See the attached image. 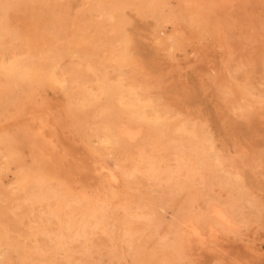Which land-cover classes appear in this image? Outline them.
Returning a JSON list of instances; mask_svg holds the SVG:
<instances>
[{
    "label": "bare ground",
    "instance_id": "6f19581e",
    "mask_svg": "<svg viewBox=\"0 0 264 264\" xmlns=\"http://www.w3.org/2000/svg\"><path fill=\"white\" fill-rule=\"evenodd\" d=\"M9 1H10L11 5L14 4V2L12 4L11 0H8V1L6 0V1H4L5 4H2V5L6 6V8H7V6H9V5H6V4H8ZM14 1H16V0H14ZM23 1L26 3L27 0L26 1L23 0ZM52 1H54V0H52ZM17 2H18V0H17ZM35 2H38V1L35 0ZM55 2H54V5H52L53 11H55V9H53V7H55ZM58 2H59V0H58ZM251 2H252V0H251ZM18 3H21V2H18ZM231 3L232 2H230V4ZM22 4H24V3H22ZM30 4H32V3H30ZM42 4L40 2V5H42ZM47 4H46V6H47ZM71 4H73V3H71ZM78 4H81V3L78 2ZM87 4L85 3L83 5H87ZM252 4L250 3L251 6H252ZM11 5H10V7H13V8L15 7L14 5L13 6H11ZM18 5H20V4H18ZM24 5H23L24 8L28 7L27 4L25 6ZM57 5H58V3H57ZM46 6L44 5L43 8H46ZM64 6H65V4L63 5V7ZM69 6L70 5L68 4L67 7H69ZM41 7L42 6H40V11H41ZM49 7H50V5H49ZM61 7L62 6H60V7L57 6V8H59V9ZM63 7H62V10H64ZM90 7H91L90 10H86V11H83L81 13L83 20L86 22V32L84 33V35L82 37L80 36L81 37L80 38L79 35L76 34V32H78V31H76L75 32L76 35H74V36L75 37L78 36L79 38L77 37L75 40H72V41H69V36H66V37H68V39L66 40V42L62 40V42H63L62 46L63 47L62 46H61V48L59 47L60 49L48 47L47 46L48 42H46V44L44 45L43 44V43H45L44 38H46L44 36L45 34L40 35V33L39 34L37 33L38 35H40V37L44 36L43 37V39H44L43 43L41 40L42 37L40 38L42 45L40 42L36 41L37 40L36 37H35V39H33L32 37L26 38L25 43H27L26 45H27V49L29 51L28 53H32L31 57H29V58L30 59L33 58L32 57L33 54H38L41 57L47 58L48 59L47 62L48 61L50 62L51 69L47 74H45V75L41 74L43 76L37 77L36 72H35L34 73L35 75H32L29 72L30 69L28 67V64H29L28 59L29 58H27V61H28V64H27L26 61L23 60V58H25L24 55L21 59L18 56L19 54L17 55L18 57H15V56L12 57V55H11L12 53H11L10 54L11 57L8 58L9 56H7V59H5L6 54L4 52L5 57H4V59L0 60V73L4 74L7 78L15 81L14 87L11 90L4 87L5 85L4 86L0 85V152L2 153L1 155H3L2 157L5 158V160H4V158H3V160L6 161V166L0 167V180L4 179V182L6 180V182H5L6 184L0 183V195L2 197H5V198L7 197L6 198L7 199L6 204L8 203V201H16L18 208H19V205L23 206V204H27V203H29V205H33V206L36 204H41L45 209L44 215L45 214L48 215L49 222L53 221L52 219H56V221H57L56 229L53 231L51 228V231H53V232L49 233V235H48L49 237L47 236L49 238V240L51 241L50 242L51 244L48 247H50V249H52L55 252L63 251L64 253L61 252V254H63V255L67 254L70 257L69 263H71V264H85L83 262L84 259H82L83 261H80V260L78 261L77 257H76L77 256V250H80V249L85 248V247H81L82 245L79 244L81 248L79 247L80 249L76 250L77 247H75V246L78 244V243L75 244L76 241L77 242L78 241L85 242L87 244V246L90 245L92 247V245H91V243L93 242L92 236L93 235L95 236V234H97V232L100 233L102 231L106 235H108L110 237V241L112 240V242H113V244H112L113 248L110 246L111 244L109 245V247L112 249L111 254L113 255V258L117 260L118 264H131L132 258L130 261V254H129V251L127 250V247L133 246V245H131L132 241H133L134 237H136L135 235L138 234L140 229H151L154 231V229H155V221H154L155 220V207L158 203V200L167 193L168 189H171L173 187V184H174L176 179L174 180L172 177L174 175H178V177H180L183 169H187L189 172L193 168L200 166L203 168L202 171L205 170L206 173H208V175L211 179L210 180L208 178L210 180L211 185L215 184V185H219L222 188H225L226 190H228V192L230 193L231 196L226 201H225V199H223V201H221V202L218 201L219 203H217V205H214L212 207H209L208 203L209 202L211 203V201H213V200H212V198H208V202H207V205L209 207L207 209L208 211L206 210V212H204V213H195L194 214V219H196L197 224L202 223L205 225L208 223L207 234H204V232L196 225V223L193 224L192 230L190 232H187L185 230V227H184L182 222L176 221L177 222L176 223L175 220L173 219L175 222V224L173 225L174 222L171 219L172 221H170V224L173 225V227H172L173 229L171 227L167 228V229L164 228L165 231H160V232L162 234L163 232L166 233V230L168 231V229L169 230L172 229L171 233L173 234V236L171 238L167 239L166 241L162 238L161 239L166 242V245L172 246L175 249V251L177 252L178 256H180V257L183 256V251H184L183 249L188 248L190 253H192L198 257L204 256L206 254L218 253L222 257L232 256L233 259L235 260V264H245L244 261H242L236 255L231 253V251L233 249L228 244H229V242L231 244L232 241L229 240V238L228 239L224 238L222 231H227V232L236 231L237 232V230H239V229H237V230L235 229L236 222L246 226V225H249V223H251L252 221H257V218L259 216H261V211L264 208V203L259 198H257L258 193L255 196L254 195L255 193L253 194L248 189L247 186H249V185L246 184L247 179L242 177V174H243L242 172H240V174L242 173L240 176L239 174L233 173L232 171L225 168L224 163H223V157H225V155L222 156L219 152V148L217 147V143H216L217 142L216 139L218 137L215 138L216 137L215 136L216 130L213 129V131L215 132L213 134V132L211 131L212 129H210V126H209L210 119L208 117H206V119L204 118L201 120H196V119H193L191 117V113H189V111H188V114H190V115H187V114H183L182 109H181L182 112L181 111L179 112L175 108H173L174 105H176L178 102L177 103L175 102V104H172L173 106H171L167 102L168 97H169V99H170V97L172 99L171 95L173 92L170 91L171 87L169 88V91H170V92L168 91L169 93L167 92V94H165L166 91L164 93V90H166L169 87V85L166 86V88L161 87V90L163 88H165L162 92L164 94L158 93V92L156 93V91H154V92L152 91L153 88L155 89L158 86H160L162 84L161 82L163 80L166 81V79H164L165 75L163 76V74H165V73H163L160 76L157 72L161 68H160V65H159V67H157L156 56H158V55H152V53H155V52H152L151 54H148V55L146 53L147 57H145V58H143L144 56L142 55V52H141L140 53L141 55L139 57H141L142 60L137 57V55H139V54L135 53L137 50L134 51V47L139 48V46L142 45V43H143L142 38L143 37L139 41V42H141V45H140V43H138L137 40H135V38L131 34L132 32L134 33L135 31L134 30L131 31L132 29H130V26L132 24L136 23L134 21L135 20L134 15H136V14L138 16H142L141 17L142 19H143V17H144V19H145V17H148V18L150 17V18L154 19V21H155L154 27L155 28H152V29H155L154 31L156 32V37H154V39L156 38L159 41L160 46H163L162 48L166 49V52H167V50L172 52L175 49H176V51H179L178 49H180V48L183 49L182 47L187 42H192L193 46L192 45L191 46L194 48L195 52L197 51L196 53H198V55L196 56L197 60L199 58H202L203 56L205 58V55L208 57H211L210 55L213 53H220L219 56H217V57H219L217 60L218 61L217 68H215V69L209 68V70H211V71H209V76L207 77L208 74H206L204 76L202 75V76H203V78L206 77L207 82H208V83L207 82L206 83H207L209 89L210 88L212 89V94L214 93V96H216L215 98L216 99L218 98L220 101V105L218 104L220 107H217V106L216 107L218 109H220L221 115L219 114L220 111L218 112V114H212V117H213L215 123H217L218 126L220 127L219 130L224 129V127H226L227 125H230V128L233 129V131L235 130L236 134H237V132H239V134H237L238 136L236 135L237 137L234 136L235 134H233L234 137L238 138L241 133H244L249 128L252 130L251 127L254 128V125H256L255 121H256L257 111L261 108L262 109L264 108L263 107L264 106V90L261 88V86H259L257 84V82L254 79L250 78L252 76L250 74V72H249L248 76H250V75L251 76L250 77L247 76L245 79H239L237 77V74H239V71H241L239 69L242 68L246 64L244 62L245 60L243 59V57L245 58V56L240 58V59H243L242 60L243 62H241L240 59L236 58L237 55L235 57L232 55V52H229V51L226 52V50H224V54L221 55V53L223 52L222 50L228 44L226 42V46H225L224 40L230 38V36L233 35L232 29H236V28L240 29L239 26L240 27L244 26V23H245L244 19H247V18H244L246 15L244 14L245 16L243 18L240 17L238 19V21H240V22H241L240 19H242L243 25H239L240 22H239V24L238 23L236 24L235 20H237V19L234 18V21L236 24L235 27L232 26V29H227L224 26H222L224 18L222 15V10H221L220 5L214 4V2L212 0H94V2L92 3V6H90ZM128 7H131V9L136 12L133 16H131L133 13L131 15H128L129 12L128 13L126 12V9ZM248 7H249V5H248ZM260 7L262 8V6H260ZM47 8H46V10H47ZM72 8H73V5H72ZM78 8H80V7H78ZM249 8H250V11H252L251 9H253V7L252 8L249 7ZM5 9H3V10H5ZM10 9L11 8H8V10L6 9V11H8V13H9V12H11V11H9ZM69 9H71V7ZM262 9H264V7ZM262 9H261V11H262ZM24 10H26V9H24ZM46 10H45V13L47 14ZM241 10H243V9H241ZM0 11H1V9H0ZM51 11L49 9L48 13H50ZM53 11H52V15L48 14V15H50V17L56 13V12L53 13ZM56 11H57V9H56ZM12 12H11V14H12ZM23 12H25V11H23ZM31 12H34V11L31 10ZM76 12H77V10H76ZM232 12H234V11H232ZM236 12H238V10H236V8H235V13ZM262 12H264V11H262ZM8 13H7V15H8ZM39 13L41 14L42 11ZM58 13H59V10H58ZM243 13H244V11H243ZM15 14H17V13H15ZM40 14H38L39 18L44 19V17H42L43 14L42 15H40ZM9 15H10V13H9ZM9 15H8V18H9ZM78 15H79V12H78ZM230 15H233V14H230ZM230 15H228L229 18H230ZM38 16H37V18H38ZM129 16L131 18L133 17V21H132V19H130ZM237 16H239V15H237ZM255 16H256V14H255ZM263 16H264V14H261V17H263ZM20 17H22V16H20ZM30 17H34V16L29 15V17H25V20H26V18H28L26 20V22L29 20ZM54 17L49 18L50 20L48 19L49 23L47 21H42V22H45V24H46V22L48 24H50L51 19H52V21H54ZM57 17H59V16L57 15ZM62 17H63V15H62ZM0 18H2L1 14H0ZM8 18H7V20H8ZM229 18H227V19H229ZM257 18L260 19V16L258 17V15H257ZM22 19H23V17L21 18V20ZM30 19H32V18H30ZM144 19L142 21L143 23H144ZM10 20L4 21V22H6V23L8 22V24L10 26L12 25V28H14L13 26L15 24L13 21L15 20V22H16V19L12 20L13 23H11ZM55 20H57V18ZM60 20L64 21L66 19L60 18ZM252 20H254V18L251 19V21ZM1 21H3V20H1ZM34 21H35V19H34ZM145 21H147V19ZM149 21H150V19H149ZM229 21H231V20L229 19ZM23 22L25 23V21H23ZM30 22H32V20ZM66 22L65 23L63 22V23L66 24ZM132 22H134V23H132ZM37 23H38V21H37ZM40 23L41 22H39V26L40 27L43 26V25H40ZM147 23H149V22L147 21L146 24ZM48 24H46V25H48ZM51 24H54V23H51ZM51 24H50V26H51ZM64 24H62V26H64ZM246 24H245L246 30H247V27L248 28L252 27L253 29L255 27V25L253 26V23L252 24L246 23ZM258 24H259V22H258ZM144 25H145V23H144ZM230 25H233V22ZM6 26H7V24H6ZM6 26L4 23L3 28L6 29ZM10 26H7V29ZM27 26H29V25H27ZM58 26H56L57 28L54 27L55 31H56V29H58ZM139 26H141V25H139ZM146 26H149V25L147 24ZM258 26H261V25H258ZM263 26H261V27H263ZM25 27L26 26H24L23 30L25 29ZM36 27H38V26H36ZM68 27L69 26H67L66 28H68ZM19 28H21V30H22L21 25L19 26ZM76 28H77V26H76ZM140 28H142V27L137 28V31ZM148 28H150V27H148ZM250 28L248 29L249 32L252 31V29H250ZM17 29H18V27L16 26V28L14 29L15 31L11 32L9 30V32H6V31L5 32L7 34H10L11 36L12 35L17 36V35H19L18 31L20 32V29H18V31H16ZM27 29H29V27L26 28L25 31ZM50 29L45 28V31L48 30V32H49ZM68 29L70 30V28H68ZM72 29H73V25H72ZM238 29H237L238 32L236 30H235L236 32L235 31L234 32L239 33L238 35H240L241 32H239ZM261 29L263 30L264 28H261ZM23 30L21 32H23ZM29 30H32V29H29ZM79 30H80V28H79ZM248 30H247V36H248ZM255 30H256V27H255ZM60 31H62V30H60ZM137 31H136V33H139ZM240 31H243V33H244V30H240ZM50 32H51V30H50ZM63 32L64 31H62V33ZM80 32H83V31L81 30ZM141 32H142V30L140 31V33ZM151 32H153V30ZM256 32H257V30H256ZM6 33L4 35H6ZM46 33H47V31H46ZM235 33H234V35H235ZM243 33H242V35H243ZM1 34L3 35V32L0 33V35ZM32 34H34V33H32ZM56 34L55 35L53 34V35L57 36ZM64 34H65V32H64ZM73 34L74 33H71V31H70V34H68V35H73ZM254 34L255 33L253 32V35ZM20 35L18 37H20ZM25 35L26 34H24V36ZM66 35H67V31H66ZM144 35L145 34H143V36ZM234 35H233V37H235ZM253 35H251L250 38H253L254 42H252V40L250 41L249 39H247L248 37L247 38L244 37L245 34L243 35V38H246L247 40L246 39H244V40H246L247 42H248V40L251 42V43L249 42L250 47L254 46V45H257L256 48L259 47L258 52L256 49H254V47H252L254 49L253 54L255 52V53L259 54L258 56H260L261 55L260 53H262L263 54L262 56H264L263 48L261 46H258L259 44L257 42L255 43L256 39L253 37ZM16 36H14V37H16ZM24 36H23V38L27 37V36H25V37ZM151 36H153V35H150V37ZM47 37H50V36L47 35ZM64 37L65 36L63 35V38ZM71 37L72 36H70V39H71ZM233 37H231V38H233ZM235 38H237L236 40H238L239 38L241 39V37H238V36H236ZM257 38L259 39V36H257ZM263 39L264 38L262 37V40ZM14 40H12V41H14ZM55 40H56V37H55ZM152 40H153V38H152ZM233 40H235V39H233ZM236 40H235V42H236ZM244 40H242L240 42V46H239L238 41L236 42V44L233 41L235 46L237 44H238L237 46H239L238 48L236 47V49H239L241 47H242V49H245L246 43ZM260 40L261 39H259L258 41H260ZM16 41H17V38H16L15 42ZM59 41H60V39H59ZM145 41L146 40H144L143 46H141V47H144V46L148 47L149 46L148 44H147L148 46L146 45L147 42H145ZM155 41L156 40H154V43H156ZM4 42L5 41L2 38H0V45H2V44L6 45V43H4ZM55 43H57V42L55 41ZM253 43H255V44L252 45ZM137 44H139V46H137ZM263 44H264V42L262 43V45ZM8 45H10V44H8ZM155 45L156 44H154L152 46L155 47ZM19 46H20V43H19ZM23 46L25 47L24 44H23ZM235 46L232 45V47H235ZM149 47L147 48V50H148L147 52H149ZM156 47H159V44ZM260 47L262 49H260ZM152 48H151V51H157V49L155 50ZM162 48L159 50H163ZM18 49H16V50H18ZM141 49L146 50L145 48H141ZM236 49H234V50H236ZM242 49H240L241 52L238 51V53L243 54ZM260 50H263V51L261 52ZM139 51H140V48H139ZM190 51L192 53L193 49L191 48L189 50V52ZM248 51L246 50L245 53H247ZM10 52H11V50H10ZM19 52H21V50ZM25 52H27V50H25ZM158 52H161V51H158ZM181 52H182V50H180V54H181ZM189 52H187V53H189ZM22 53H24V52H22ZM28 53H26V54H28ZM236 53H237V50H236ZM249 53H250V51L248 52V54ZM56 54H58L57 57H55ZM160 54H162V56L161 55H159V56L164 58V56H165V55H163L164 52L160 53ZM177 54H179V53H177ZM192 54H194V52ZM250 54L252 56V53H250ZM13 55H15V54H13ZM64 55L72 56L73 58H74V56H76L77 58H79V60L81 59L82 61H84L87 65V66L86 65L85 66L88 67L87 69H89L90 72L94 73L93 77H95L97 84L95 83L96 82L95 80H92L96 84V86H94L95 84L92 81H90V83L92 82L94 85L93 84L89 85L88 81H87L88 83L86 82V84H88V85H86L84 83L85 78L82 75L83 80L82 79L81 80H82V83H84V84H82L83 85L82 86L81 83H79V85H81L82 87L81 88L78 87V88L80 90L81 89L82 90H81V94H80L81 95L80 100L76 102L77 106H76L75 110L72 108L73 111L71 109L70 112H68L69 113L68 117H66V118L59 117L60 119H58L56 121V119L54 120L51 116L55 112H53L50 104L45 103V105H43L40 109L33 107L31 104L25 105L23 103V99L25 97L23 96V92L21 89H24L27 86V84H30L32 81L37 80L47 90L48 89H54L56 91H59L58 94L61 98L63 96V93L61 91L62 85H61L60 81L63 79H61V80L59 79V76L61 73H60V70H59V73L57 72L59 62L57 61L56 58H59V56L62 57ZM183 56H184V58L186 57L185 55H183ZM192 56H194V55H192ZM239 56H241V55H239ZM248 56L250 57V55H248ZM248 56H247V60H249ZM187 57H189V55H187ZM175 58H174V60H175ZM254 58H256V57H254ZM38 59H40V58L38 57ZM59 59H61V58H59ZM210 59H212V57L209 58V60ZM257 59H259V58L257 57L255 60H257ZM64 60H66V59H64ZM192 60L197 61L196 59L194 60V58H192ZM237 60H239L242 63L241 64L239 62L242 65V67H239L240 64L238 62H235ZM202 61H204L203 58H202V60H200V62L202 63ZM49 62H48V64H49ZM72 63H73V61H72ZM198 63L199 62H196V64H198ZM204 63L206 64L205 61H204ZM256 63L258 64V60L256 61ZM36 64L38 65V63H36ZM60 64L63 65L62 63H60ZM80 64H81V62H80ZM160 64L162 65L161 62H160ZM176 64H177V62L176 63L173 62L172 65L179 66L178 64L177 65ZM209 64H212L211 61L210 62L208 61V64H207L208 67H210ZM250 64H247V65H249V67H251ZM30 65H32V64L30 63ZM112 65L117 67V68L115 67L116 71L118 70V73L116 75L114 73H111L110 66L112 67ZM195 65H194V67H195ZM200 65L202 66V64L199 63V65H197L198 67H196V69L197 68L199 70H201V68L203 69V66L201 67ZM247 65H246V67H247ZM32 66L34 68V65H32ZM81 66H82V64H81ZM85 66L83 65L82 67H85ZM206 66L204 68V71H206V70L208 71ZM38 67H41V66H38ZM78 67H80V66L78 65ZM260 67L258 65V69ZM33 68H32V70H34ZM45 68H46V66H45ZM153 68H154V70L157 68H160L159 70L157 69V71L155 70L157 75H159L160 77L158 76V78H156L157 75L152 74L154 71ZM244 68H245V66H244ZM36 69L38 72V69H40V68L36 67ZM36 69H35V71H36ZM60 69H62V68H60ZM167 69H169V66H168V68H165V70H167ZM171 69L176 70V67H174V68L171 67ZM261 69H259V71ZM72 70L70 69V71H72ZM163 70L164 69H162V71ZM242 70H243V72L246 71L243 68H242ZM162 71H159V72L162 73ZM176 71H178V69ZM65 72H67V71H65ZM72 72H70V74H72ZM82 72H84L83 74L85 75V71L82 70ZM241 72H240V75H243L244 73L242 74ZM43 73H44V71H43ZM196 73H198V72H196ZM112 74H114L115 76H112ZM168 74H169V72H168ZM201 74H204V72L200 73V75ZM245 74H246V72H245ZM259 74L260 73H258V75ZM73 75H75V73ZM153 75L155 77H153ZM193 75H195V74H193ZM77 76H76V78H77ZM260 76H261V74H260ZM87 77H89V76H87ZM161 77L163 79H161ZM239 77L241 78V76H239ZM262 77H264V76H261L259 78H261L263 80ZM63 78H64V76H63ZM67 78L68 77H67V73H66V79ZM159 78L162 81H160ZM87 79H92V78L89 77V78H86V80ZM198 79H200V78H198ZM72 80H70V81H72ZM76 80L78 81V78ZM81 80L79 79V81H81ZM196 80H197V77H196ZM66 81L69 82L68 79ZM38 82H36V83H38ZM61 82H63V81H61ZM167 82H165L163 84L165 85ZM71 83L73 84L74 82H71ZM76 83H78V82H76ZM198 83H199V81L197 82V84ZM202 83H199V84L201 85ZM171 85H174V84H171ZM203 85L205 86L206 84L204 83ZM76 86H78V84L77 85L75 84V89H76ZM181 86L182 85H180L179 87H181ZM71 87H73V86H69V88H71ZM176 87L177 86H175V88ZM182 87H184V85ZM175 88L173 87L172 91ZM37 89H38V87H37ZM177 89H179V88H177ZM39 90H41V88ZM70 90L71 89H68V91H70ZM179 90L182 91L183 89H179ZM179 90L178 91L176 90L177 91L176 93L174 90V93L175 94L180 93ZM184 90H185V93L188 92V91H186L187 89H184ZM204 90H205V87H204ZM48 91H50V90H48ZM78 92L80 93V91H78ZM190 92H192L191 89H190ZM194 92H196V90ZM74 93L72 95H75ZM170 93H171V95L169 96ZM181 93L183 95H185L183 91ZM182 94H180V95L182 96ZM187 94L185 95V96H187V98L183 97V99L185 98L184 101H186V99H187L186 102L190 103L193 100L191 97H193L194 95L193 96L189 95V92ZM69 95H71V94H68V96ZM165 95L167 98L165 97ZM203 95H205V93ZM207 95H210L209 92L206 94V96ZM78 96L79 95L77 94L76 97L79 98ZM177 96H178V94H177ZM189 96H191L190 99L188 98ZM214 96H212V97H214ZM53 97L54 98H52V99L56 98V96H53ZM67 97H66V99H67ZM76 97H74V98H76ZM203 97H205V96H203ZM195 98H196V96H195ZM195 98L193 100L194 103L196 100ZM181 100H180V102H181ZM189 100H191V101H189ZM206 100L208 101L209 99H206ZM213 100H215V99H213ZM168 101L171 102V100H168ZM172 101H173V99H172ZM177 101H178V99H177ZM73 102H74V100H73ZM193 102H191V105L193 104ZM211 102H210V104H211ZM63 103H64V107L67 106L68 102L64 99V97H63ZM210 104L208 103V105H210ZM183 105L185 106V104H183ZM187 105H189V104H187ZM213 105H210V107L212 106V108H213ZM71 107H74V104ZM185 107H184V109H185ZM67 108L69 109V106ZM178 109H179V107H178ZM213 109H212V111H213ZM216 111H218V110L216 109ZM262 111L264 112V110H262ZM12 112H14V113H12ZM201 112H205V115L206 114L210 115L209 112H211V110H209V106H206L203 109H201ZM213 113H216L215 110ZM198 116H200L199 112H198ZM19 117H26L27 120L36 122L38 127L35 130H33L31 125H29L28 123L26 124L23 121L18 120ZM197 118H200V117H197ZM227 122H229V124ZM211 123H213V122H211ZM225 124H227V125H225ZM263 126H260V127H263ZM59 127H61L62 131L65 134H71L72 135V137L74 139L73 143L61 136L60 131H59ZM257 127H258V125H257ZM256 129H258V128H256ZM228 130H229V128L227 129V131ZM263 131H264V127H263ZM263 131L258 130L257 132L263 133ZM254 132H255V130H254ZM228 134H230V133H228ZM253 134H250V135H253ZM226 135L224 138H226L228 136V135L227 136ZM34 136L39 137V142H38L39 145L36 144V142L34 141V139H33ZM221 136H223V135H221ZM229 136L230 137L232 136V132ZM241 136H242V134H241ZM249 136H247V137L249 138ZM253 136H255V135H253ZM253 136L250 138L252 139ZM260 137H257V138H260ZM262 137L264 139V135H262ZM136 139H140L139 144H141L140 145L141 147L138 149V151L136 153H133L131 151L132 149H130V144H131V142H133ZM240 139L242 142H243V140L245 141V139H243V140H242V138H240ZM226 140H227V138H226ZM247 140H246V143H248ZM222 141H224V140H222ZM253 141H255V139ZM239 142H240V140H238V143ZM249 142H250V140H249ZM218 143H219V141H218ZM250 143H254V142H250ZM255 143L258 144L256 141H255ZM79 144H85L89 148V150L97 152L101 158H104L108 162L109 169L107 170L105 168L106 171H104L100 166L93 164L90 157L88 156V154L81 150V148L79 147L80 146ZM263 144L261 143L262 148L258 147L256 149H253V147H252V151H254V156L256 158H260L262 160L264 159V148H263L264 145ZM220 145L222 146L223 144H220ZM237 146H236V148H237ZM253 146H254V144H253ZM224 147H226V146H224ZM248 148H250L249 144H248ZM221 150H223V149H221ZM239 151H240V149H239ZM249 151H251V149ZM233 152H234V150L230 154H232ZM236 153H237V149H236ZM171 157L174 160H176V162H177V164L175 166H171L168 163V159H171ZM240 157H242V156H240ZM240 157H237V158H240ZM173 159H171V160H173ZM0 160H2L1 157H0ZM227 161H229V160H227ZM242 161H244V160H242ZM2 164H4V163H2ZM263 164H264V162H263ZM240 165L242 166V164H240ZM237 166L238 165H236V167ZM241 166H238V167H241ZM258 167L259 166H256V168H258ZM232 168L233 167H231V169ZM256 168L254 166H251V167L249 166V168H247V169H249L251 171L252 176L261 175V173H259L256 170ZM236 169L233 171H236ZM251 173H250V175H251ZM258 173H259V175H258ZM66 175L73 176L76 179V181L79 183V186L76 187V186L72 185V183L68 179L65 178ZM252 176H251V178H252ZM259 179L261 180L262 178H259ZM177 180H179V178ZM189 180H190V178H189ZM261 182H262V180H261ZM261 182H259V183H261ZM185 183H186V181H185ZM247 183H249V178H248ZM176 184H178V183H176ZM189 184L190 183H188V185ZM263 185H264V183H263ZM177 187L174 190H177ZM186 187H187V184H186ZM257 188L258 187H256V189ZM259 188H260V185H259ZM183 189H185V188H183ZM251 189H254V188H251ZM180 190H182V189H180ZM176 192L178 193V191H176ZM188 192H189V189H188ZM179 193H181V191ZM188 194H191V193L189 192ZM235 194H238V197H233V195H235ZM169 196H170V194H169ZM175 198H174V200H175ZM200 198H202V196ZM263 198H264V196H263ZM177 199L178 198H176V200ZM185 199H186V197H185ZM220 199H222V198H220ZM183 201H182V203H183ZM239 201H241V202H239ZM173 202H175V201H173ZM1 203H3V202H1ZM13 203L9 204V206L12 205ZM213 203H215V202H213ZM166 204H165V206H166ZM168 204H170V203H168ZM198 204H199V202L197 203V205ZM203 205H204V203H203ZM0 206H6V205L1 204ZM190 206L192 207V205H190ZM12 207H10V208H12ZM163 207H164V205H163ZM173 207H175V205ZM26 208H25V210H26ZM38 208H40V207H38ZM166 208H169V205ZM189 208L187 207V209H189ZM202 208H206L205 205ZM9 209H7V210H9ZM29 209H32V208H29ZM173 209H176V207L172 208V210ZM12 210L13 211L16 210L15 213H17V209L14 208ZM22 210L23 209H21V211ZM36 210H37V207L35 208V211H32V212L34 213V212L40 211L39 209L37 211ZM8 212H10V211H8ZM176 212H178V210H176ZM10 213H11L10 216L14 214V212H13V214H12V212H10ZM21 213L23 214V212H21ZM39 213L40 212H38V214ZM42 213H40V215ZM193 213H194V211H193ZM161 214H163V213H161ZM173 214L175 215V213H173ZM173 214H171V215H173ZM183 214H184V210H183ZM14 215H13L14 216L13 221H14L17 214H14ZM33 216H34V218H36L35 215H33ZM8 217H9V215H8ZM17 217L19 219V216H17ZM22 217H23V215H22ZM27 217H30V215ZM41 218H42V220L45 219L43 217H41ZM41 218H40V221H41ZM170 218H172V217H170ZM182 218H184V217L182 216ZM168 219L166 218V221ZM8 220H9V218H8ZM17 220H16V223H17ZM5 221H3V219L0 217V264H6L7 261H9V256L7 255V253H9V254L12 253V255H13V252L10 253L9 250L6 253V251H7L6 246L11 248L13 251L15 250V251L21 252L22 257L24 258L25 264H34L35 260L40 258V257L37 258V254H42L44 249L39 244H35V245L33 244L34 245L33 249L35 250V252L33 250H32V252H26L24 247H21V245H19V243L22 241L20 239H18V240H20V242H18V240H16L17 238L15 239L16 241H14L12 239V236L14 237V235L9 234V232L12 231L14 225L12 226L11 223H9V224L4 223ZM30 221H31V218H30ZM44 221H47V220H44ZM44 221H41V222H44ZM164 221L165 220H163V223H164ZM167 222H169V221H167ZM171 222H173V223H171ZM41 224H44V223H41ZM41 224H38L36 226L39 227V225H41ZM170 224L168 225V227L170 226ZM30 225L32 226V224H30ZM52 225H54V224H52ZM52 225H51V227H52ZM19 227L23 228L24 225L22 226L20 224ZM27 227H29V226H27ZM27 227H24V228H26V230H27ZM43 227H44V225H43ZM159 227H161V226H159ZM159 227H158V230L161 229ZM243 228L244 227H242V230H243ZM19 229H17V231H19ZM47 229L49 230V228H47ZM43 231L46 232L45 230H43ZM12 232H15V230ZM23 233L24 232H22V234ZM25 233H30V232L27 231ZM169 233H168V235L170 236L171 233L170 234ZM32 234H33V232H32ZM102 234L103 233H101V235ZM158 235H159V233H158ZM15 236H16V234H15ZM100 236L98 238V239H100L99 241L98 240L96 241L97 238L96 239L94 238V239L96 242H99L100 244H102L103 242H105V240L103 241V239H102L103 242L101 243L100 242L101 241ZM243 236L246 237L245 235H241V237H243ZM44 237L46 238V235ZM96 237H98V236H96ZM162 237H165V236H162ZM28 238H29V236H28ZM137 238L138 237H136L135 239L140 240ZM26 239H27V237H26ZM26 239H25V241H28ZM142 239H143V237H142ZM142 239H141V241H143ZM144 239H146V238L144 237ZM237 239H238V237H237ZM235 240H236V238H235ZM212 242H216L218 244V246L216 244L217 247H215V248L211 247ZM99 243H97V244H99ZM40 244H42V242ZM93 244H94V242H93ZM137 244H138V241H137ZM222 244H224V246H226V247H223ZM145 245L147 246V243ZM105 246L103 249H106ZM135 246L136 245H134V249L132 248V250H135ZM48 247H47V249H48ZM106 247H108V246H106ZM250 247L252 248L255 256L259 255L258 251H257L258 249L256 248V246L252 245ZM101 248L102 247H100V249ZM103 249H102V251H104ZM82 250H84V249H82ZM86 250H87V248H86ZM88 250L90 252V249H88ZM91 250H93V247ZM129 250H131V249H129ZM95 251H97V250H95ZM141 251H139V253H141ZM175 251H174V253H175ZM80 252H81V250H80ZM93 253H95V252L93 251ZM135 253L137 255L138 252L136 251ZM55 254L53 255V257L55 256V259H56L58 256L56 257ZM108 254H110V252L109 253L107 252L106 255H108ZM82 255H83V253H82ZM103 255H105V254H102L101 256H99V259H101L100 257H103ZM131 255H133V254H131ZM87 256H86V258H87ZM92 256H91V258H93ZM108 256H104V257H108ZM172 256H174V255H172ZM43 257H42V260H43ZM48 257L51 260L49 255H48ZM137 257H139V256L137 255ZM176 257H177V255H176ZM14 258H15V256H14ZM152 258H153V256H152ZM154 258H156V257H154ZM59 259H60V256H59ZM93 259H95V258H93ZM106 259L110 260L111 258L110 259L106 258ZM147 259H148V257H147ZM42 260L40 259V262ZM46 260H48V259H46ZM50 260H48V261H50ZM138 260H136V261H138ZM140 260H142V258ZM153 260H155V259H153ZM171 260H172V258H171ZM17 261H15V262H17ZM44 261H45V259H44ZM103 261H104V259H103ZM19 262L15 263V264H18ZM36 262L39 264L38 260ZM62 262H64V261H62ZM91 262H92V264L94 263V261H90L89 264H91ZM98 262H101V260ZM142 262H143V260H142ZM147 262H149V260ZM151 262H153V261L151 260ZM184 262H186V261H184ZM66 263H68V262H66ZM95 263H97V262H95ZM101 263H99V264H101ZM138 263H140V261ZM40 264H42V262ZM150 264H152V263H150ZM158 264H160V263H158Z\"/></svg>",
    "mask_w": 264,
    "mask_h": 264
},
{
    "label": "rangeland",
    "instance_id": "374dc122",
    "mask_svg": "<svg viewBox=\"0 0 264 264\" xmlns=\"http://www.w3.org/2000/svg\"><path fill=\"white\" fill-rule=\"evenodd\" d=\"M1 2H0V9H1V11H0V14H1V16H2V18H0V22L2 23H0V33H2L3 32V35L6 33V32H9V30L12 32V31H15L14 29L16 28V26L18 27V29H20V32L18 31V29L16 30V31H18V34L20 35L21 33V35H20V37H18L19 35H10V34H7L6 33V35H0V38H2L5 42L4 43H6V45L4 44H2V45H0L1 47H0V60L1 59H4V57H5V54H6V57H5V59H7V56H9L8 58H10L11 57V55H12V57H18L19 56V58H21L22 59V57H23V55H24V57L25 58H23V60L24 61H26V63L28 64V61H29V64H28V67H29V69L31 70H29V72L32 74V75H35L34 73L36 72V76L37 77H41V76H43V75H45V74H47L49 71H50V69H51V66H50V62H49V64H48V62H47V58H44V57H41L40 55H38V54H33L32 55V57L34 58H29V57H31V54L32 53H28L29 51H28V49H27V43H25L26 42V38H30V37H32L33 39H35V37L37 38V42H40L41 43V40H42V43H43V40L45 41V43H43L44 45L46 44V42H48L47 43V46L48 47H51V48H61V46H62V44H63V42H62V40L63 41H65L66 42V40L68 39V37H66V36H69V41H72V40H75L78 36H74V35H76V34H78L79 35V37L81 36H83L84 35V33L86 32V22L83 20V18H82V15H81V13L83 12V11H86V10H90V6H92V3L94 2V0H59V2H58V0H54V1H52V0H36V1H40L41 2V4L42 5H40V2L38 3V2H35V0H25L26 1V3L22 0H18V2H21V3H18L17 2V0L16 1H14V0H11V2H12V4H13V2H14V8L13 7H10V5H11V3H10V1H9V3L8 4H6V5H9V6H7V8H6V6H3L2 4H5L4 3V1H6V0H0ZM8 1V0H7ZM48 1V2H47ZM56 1V2H55ZM64 1V2H63ZM213 2H214V4H218V5H220V7H221V10H222V15H223V25L222 26H224L225 28H227V29H232V26H234L235 27V25L238 23L239 24V22L240 21H238V19L241 17V18H243L245 15V17L244 18H247V19H244V26L243 27H240L239 26V28L240 29H238V28H236V29H232L233 30V35H234V33L237 31V29L239 30V32H241V34L240 35H238L239 33H235V37L236 36H238V37H241V39L239 38L238 40H236L237 38H235V37H233V35L232 36H230V38H228V39H225L224 40V45L226 46V42L228 43L227 44V46L226 47H224V49L222 50L223 52L221 53V55H223L224 54V50H226V52H232V55L235 57L236 55L238 56H236V58H238V59H240V58H242L243 56H245V58L243 57V59L245 60L244 62L246 63L244 66H245V68H244V66L242 67V63L241 62H243L242 60L243 59H240L241 60V62L239 61V60H237V61H235V62H240L239 64H240V66L239 67H242L244 70H246L245 72H246V74H245V72H243V70H242V68H240L239 70H241V71H239V74H237V77L239 78V79H245L248 75H249V72H250V74L252 75H250V76H248V77H250V78H252V79H254L256 82H257V84L259 85V86H261V88L264 90V77H262L263 78V80L261 79V78H259V77H261V76H264V56H262L263 54L262 53H260L261 55L260 56H258L259 54H257V53H255L254 52V54H253V51H254V49H256L257 50V52H258V49H259V47H257L256 48V46L257 45H254L256 42L259 44L258 46H261L262 48H263V50H264V44L262 45V43L264 42V39L262 40V37L264 38V29L262 30L261 28H264V16L263 17H261V14H264V12H262V11H264V9H262L263 7H264V0H252V2H251V0H212ZM235 1V2H234ZM16 2V3H15ZM32 3V4H30V3ZM34 2V3H33ZM50 2V3H49ZM54 2H55V7H53V9H55V11H53L52 10V5H54ZM76 2V3H75ZM78 2H80L81 4H78ZM230 2H232L231 4H230ZM234 2V3H233ZM7 3V2H6ZM22 3H24L25 5L27 4V6L28 7H23V5L24 4H22ZM36 3V4H35ZM48 3V4H47ZM57 3H58V5H57ZM71 3H73V4H71ZM87 4V5H83V4ZM250 3L252 4V6L250 5ZM18 4H20V5H18ZM22 4V5H21ZM29 4V5H28ZM35 4V5H34ZM46 4H47V6H46ZM61 4V5H60ZM65 4V6L63 7V5ZM70 5L69 7H67V5ZM13 5H11V6H13ZM24 5V6H25ZM34 5V6H33ZM42 6L41 7V11H42V13L40 14L39 12H41L40 11V6ZM44 5L46 6V8L48 7L49 9H50V11L52 10L53 11V13H55V14H53V16H51L50 17V15H52V11L50 12V13H48L49 12V9L47 8V10H46V8H43L44 7ZM49 5H50V7H49ZM72 5H73V8H72ZM248 5H249V7H253V9H251L252 11H250V8L248 7ZM256 5V6H255ZM3 6V7H2ZM32 6V7H31ZM57 6L58 7H60V6H62L63 7V9L64 10H62V7L59 9V8H57ZM77 6V7H76ZM83 6V7H82ZM255 6V7H254ZM258 6V7H257ZM260 6H262V8L260 7ZM8 10V8H11L9 11H13L12 12V14H11V12H9L10 13V15H9V13H8V11H6V9ZM31 7V8H30ZM35 7V8H34ZM37 7V8H36ZM71 7V9H69ZM78 7H80V8H78ZM225 9H224V8ZM240 9H239V8ZM13 8V9H12ZM26 9V10H24V9ZM78 8V9H77ZM235 8H236V10H238V12L241 10V9H243V10H241L239 13L238 12H236L235 13ZM3 9H5V10H3ZM32 11H34V12H31V10ZM56 9H57V11H56ZM67 9V10H66ZM261 9H262V11H261ZM3 10V11H2ZM29 10V11H28ZM38 10V11H37ZM45 10H46V12H47V14L45 13ZM58 10H59V13H58ZM76 10H77V12H76ZM230 10V11H229ZM23 11H25V12H23ZM28 11V12H27ZM61 11V12H60ZM229 11V12H228ZM232 11H234V12H232ZM243 11H244V13H243ZM17 13V14H15V13ZM78 12H79V15H78ZM126 12L128 13V15H131L132 13V15L131 16H133L136 12L134 11V10H132L131 9V7H128L127 9H126ZM225 12V13H224ZM228 12V13H227ZM231 12V13H230ZM259 12V13H258ZM262 12V13H261ZM7 13H8V15H9V18H8V15H7ZM235 13V14H234ZM261 13V14H260ZM3 14V15H2ZM21 14V15H20ZM38 14H40V15H42V17H44V19L43 18H39V16H38ZM48 14H50V15H48ZM230 14H233V15H230ZM241 14V15H240ZM245 14V15H244ZM255 14H256V16H255ZM28 15V16H27ZM29 15H32V16H34V17H30V18H32V19H30L29 18V20L26 22V20L28 19V18H26V20H25V17H29ZM45 15V16H44ZM57 15L59 16V17H57ZM62 15H63V17H62ZM77 15V16H76ZM225 15V16H224ZM228 15H230V18L228 17ZM237 15H239V16H237ZM257 15H258V17L260 16V19L259 18H257ZM5 16V17H4ZM7 16V17H6ZM20 16H22L23 17V19L21 20V18L22 17H20ZM37 16H38V18H37ZM55 16V17H54ZM66 16V17H65ZM80 16V17H79ZM138 16L137 14L136 15H134V18H135V22L136 23H134V22H132V23H134V24H132L131 26H130V29H132L131 31H135L134 33L132 32L131 34L133 35V37L135 38V40H137V42L138 43H140V45H141V42H139L140 41V39L142 38L143 39V43H144V40H146L145 42H147L146 43V45L149 47V52H147L148 50H147V48L148 47H146V46H144V47H141V46H143V43H142V45L141 46H139V44H137V46H139V48H140V51H139V48H137V47H134V51H136L135 53H138L139 55H137V57L138 58H140L141 60H142V58L141 57H139L141 54V52H142V55L144 56H142L143 58H145V57H147L146 56V53H147V55L148 54H151L152 52H155V53H152V55H161L162 56V54H160V53H163L164 52V54L163 55H165L164 56V58L163 57H158V56H156V58H157V67H159V65H160V68H157L159 71H162V69H164L163 71H162V73H160L159 71H157V69H155L157 72H158V74L161 76L163 73H165V74H163V76L165 77H163L164 79H166V81H162V80H160V78H159V80L160 81H162L161 83V85L160 86H158L157 88H153L152 89V91L154 92V91H156V93L158 92V93H162L163 92V90L166 88V86H168L169 85V87L166 89V90H164V93H165V91H166V93L165 94H167V92L169 91V88L171 89L170 91L171 92H173L172 93V95H171V93L169 94V96L171 95L172 96V99H173V101H172V99H171V97H170V99H169V97L167 98L166 97V95H165V97L168 99V100H171V102L170 101H168L167 100V102L171 105V106H173L172 104H175V102L177 103L176 105H174V107L173 108H175L177 111H181L182 112V110H183V114H187V115H190V114H188V111H189V113H191V117L193 118V119H196V120H201V119H206V117H208L209 119H210V121H209V126H210V129H212L211 131L213 132V134L215 133V138H217L216 139V143H217V147L219 148V152H220V154L223 156V155H225V157H223V163H224V166H225V168H227L228 170H230V171H232L233 173H237V174H239L240 176H241V174H242V177H244V178H246L247 180H246V184H248L249 186H247L248 187V189L256 196L257 195V193H258V195H257V198H259L261 201H263V203H264V198H263V196H264V185H263V183H264V164H263V162H264V159L262 160V159H260V158H256L255 156H254V151H252V147H253V149H256V148H258V147H261V143L263 144L264 143V139H263V137H262V135H264V131H263V125H264V112L262 111V110H264V108L262 109H259L258 111H257V115H256V121H255V124L256 125H254V128L253 127H251L252 128V130L250 131L248 128V130H246L244 133H241L242 134V136H241V134L239 135V137L238 138H236L238 135L237 134H239V132H237V134L235 133V130L233 131V129H231L230 128V125H227V124H225V125H227L226 127H224V129H221V130H219L220 129V127L218 126V124L217 123H215V121H214V119H213V117H212V114H218V112L220 111V109H218L217 107H220L219 105H220V101H219V99L217 98H215L216 96H214V93L212 94V89L210 88L209 89V87H208V85H207V79H206V77H204L203 78V76L204 75H206V74H208L207 75V77L209 76V71H211V70H209V68L210 69H215V68H217V63H218V58L219 57H217V56H219V54L220 53H213V54H211L210 56L212 57V59H210L209 60V58H211V57H208V56H206L205 55V58H204V56L202 57L203 58V60L206 62V64L204 63V61H202V63L200 62V60H202V58H199L198 60H197V55H198V53H196L195 52V50H194V48L192 47L193 45H192V42H187L182 48L183 49H178L179 51H176V49L174 50V51H172V52H170V51H168L167 50V52H166V49H164V48H162L163 46H160V43H159V41L155 38L154 39V37H156V32L154 31L155 29H152V28H155L154 26H155V21H154V19H152V18H148V17H145V19H144V17H143V19H144V23H145V25H144V23L142 22L143 21V19L141 18L142 16H138L137 18L136 17ZM234 16V17H233ZM254 16V17H253ZM12 19H11V18ZM20 17V18H19ZM36 17V18H35ZM41 17V16H40ZM52 17H54V21H52V19H51V22H50V24L51 23H54V24H51V26H50V24H48L49 23V18H52ZM130 17V16H129ZM140 17V18H139ZM237 17V18H236ZM256 17V18H255ZM6 20H5V19ZM7 18H8V20H10L11 21V23H13L14 22V28H12V25L10 26L9 24H8V22L6 23V22H4V21H8L7 20ZM57 18V20H55ZM60 18L62 19H66V20H60ZM69 20H68V19ZM139 18V19H138ZM227 18H229L232 22H233V25H230V24H232V22L231 21H229V19H227ZM234 18L235 19H237V20H235L236 21V24H235V21H234ZM254 18V20H252L251 21V19H253ZM13 19H16V22H15V20L12 22V20ZM20 19V20H19ZM34 19H35V21H34ZM37 19V20H36ZM41 19V20H40ZM43 19V20H42ZM49 19V20H48ZM130 19H132V21H133V17L131 18L130 17ZM141 19V20H140ZM147 19V21L150 23H147L149 26H146L147 24H146V22L147 21H145ZM149 19H150V21H149ZM258 21H257V20ZM263 21H262V20ZM1 20H3V21H1ZM32 20V22H30ZM137 20V21H136ZM139 20V21H138ZM241 20V22H240V24L239 25H243V23H242V19H240ZM23 21H25V23L23 22ZM37 21H38V23H37ZM42 21H47L46 22V24H48V25H46L45 24V22H42ZM61 21V22H60ZM68 23H67V22ZM80 21V22H79ZM153 23H152V22ZM227 21V22H226ZM39 22H41L40 23V25H43V26H39ZM66 22V24H64V23ZM258 22H259V24H258ZM261 22V23H260ZM4 23H5V26H6V24H7V26H10V27H8V29H7V26H6V29L5 28H3L4 27ZM10 23V24H11ZM31 25H30V24ZM60 23V24H59ZM71 23V24H70ZM246 23H253V26L255 25V27H256V30H257V32H256V30H255V27H254V29L251 27H249L250 29H252V31L251 32H249V28L247 27V30H248V36H247V30L245 29V24ZM263 23V24H262ZM45 24V25H44ZM62 24H64V26H62ZM70 24V25H69ZM76 24V25H75ZM80 24V25H79ZM83 26H82V25ZM152 24V25H151ZM250 24V25H251ZM261 25V26H263V27H261V26H258V25ZM21 25V27H22V30H23V28H24V26H26L25 27V29L26 28H28L29 27V29H32V30H29V29H27L26 31H25V29L23 30V32H21L22 30H21V28H19V26ZM24 25V26H23ZM27 25H29V26H27ZM55 25V26H54ZM59 25V26H58ZM72 25H73V29H72ZM138 27H137V26ZM139 25H141V26H139ZM152 27H151V26ZM247 25V24H246ZM31 26V27H30ZM36 26H38V27H36ZM55 28H57L56 26H58V29H56V31L59 33H57L55 30H54V27ZM67 26H69L68 28H70V30L68 29V28H66ZM76 26H77V28H76ZM252 26V25H251ZM34 27V28H33ZM37 29H36V28ZM52 27V28H51ZM136 27V28H135ZM139 27H142V28H140V29H138V31H137V28H139ZM148 27H150V28H148ZM238 27V26H237ZM43 28V29H42ZM45 28H47V29H50L51 30V32H50V30H49V32L51 33H49L48 32V30H46L47 31V33H46V31H45ZM61 28V29H60ZM63 28V29H62ZM79 28H80V30H79ZM148 28V29H147ZM242 28V29H241ZM3 29V30H2ZM40 29V30H39ZM67 29V30H66ZM60 30H62V31H64L65 32V34H64V32L62 33V31H60ZM67 31V35H66V31ZM83 31V32H80V31ZM142 30V32L140 33V31ZM153 30V32H151V31ZM236 30V31H235ZM240 30H244V33H243V31H240ZM260 32H259V31ZM6 31V32H5ZM30 31V32H29ZM33 31V32H32ZM55 31V32H54ZM60 31V32H59ZM70 31H71V33H74L73 35H68V34H70ZM76 31H78V32H76ZM136 31L137 32H139V33H136ZM235 31V32H234ZM75 32H76V34H75ZM151 32V33H150ZM155 32V33H154ZM238 32V31H237ZM253 32L255 33L254 35H253ZM32 33H34V34H32ZM36 33V34H35ZM40 33V35H43V34H45L44 36L46 37V38H44L43 39V37H42V39L40 40V35H38V34ZM57 33V34H56ZM153 35V36H151L150 37V35ZM242 33H243V35L245 34V36L244 37H248L247 39H249L250 41L252 40V42H254V40H253V38H250V36L251 35H253V37L256 39L255 40V43H253L252 45H254V46H251L250 47V44H249V40H248V42L246 41L247 39L246 38H243V35H242ZM24 34H26L25 36H27V37H25L24 36ZM33 36H32V35ZM56 34L57 36H54V35ZM82 34V35H81ZM136 34V35H135ZM143 34H145L144 36H143ZM251 34V35H250ZM47 35H49L50 37H47ZM61 35V36H60ZM63 35L65 36L64 38H63ZM148 35V36H147ZM262 35V36H261ZM14 36H16V37H14ZM23 36L25 37V38H23ZM52 36V37H51ZM70 36H72L71 37V39H70ZM136 36V37H135ZM139 36V37H138ZM257 36H259V39H261L260 41H258L259 39L257 38ZM10 37V38H9ZM14 37V38H13ZM22 37V38H21ZM55 37H56V40H55ZM62 37V38H61ZM78 37V38H79ZM80 37V38H81ZM150 37V38H149ZM231 37H233V38H231ZM16 38H17V41L15 42V40H16ZM21 38V39H20ZM49 38V39H48ZM152 38H153V40H152ZM15 39V40H14ZM25 39V40H24ZM58 39V40H57ZM59 39H60V41H59ZM139 39V40H138ZM233 39H235L236 40V42L238 41L239 42V46H240V42L242 41V40H244V39H246V40H244L245 41V49L248 51H250V53H252V56H251V54L249 53L248 54V52L247 53H245V49H242V47L241 48H239V49H236V47L238 48L239 46H235L234 45V42H235V40H233ZM12 40H14V41H12ZM50 40V41H49ZM57 42V43H55V41ZM154 40H156L155 42L156 43H154ZM234 42H233V41ZM22 41V42H21ZM68 41V42H69ZM67 42V43H68ZM236 42H235V44H236ZM19 43H20V46H19ZM42 43H41V45H42ZM66 43V44H67ZM156 44L155 45V47L154 46H152V45H154V44ZM159 44V47H156L158 44ZM248 43V44H247ZM251 43V42H250ZM8 44H10V45H8ZM16 46H15V45ZM23 44L25 45V47L23 46ZM242 44V43H241ZM261 44V45H260ZM22 45V46H21ZM52 45V46H51ZM192 45V46H191ZM232 45L233 46H235V47H232ZM243 45V44H242ZM249 45V46H248ZM15 46V47H14ZM9 47V48H8ZM21 47V48H20ZM24 49H23V48ZM63 47V46H62ZM153 47V48H152ZM193 49V52H194V54H192L191 53V51L189 52V50L191 49V48ZM252 47H254V49L252 48ZM260 47V49H262ZM19 48V49H18ZM59 48V49H60ZM141 48H145L146 50H144V49H141ZM151 48L152 49H157V51H151ZM163 49V50H159V49ZM190 48V49H189ZM244 48V47H243ZM252 50H251V49ZM14 49V50H13ZM16 49H18L19 51L21 50V52H19L18 50H16ZM188 49V50H187ZM234 49H236L237 50V53H238V51H240V49H242V53L244 54H241V53H238L239 55H241V56H239L237 53H236V50H234ZM2 50V51H1ZM10 50H11V52H10ZM25 50H27V52H25ZM144 52H143V51ZM180 50H182V52H181V54H180ZM255 50V51H256ZM263 50H260L261 52L263 51ZM8 51V52H7ZM14 53H13V52ZM139 51V52H138ZM158 51H161V52H158ZM185 51V52H184ZM259 51V52H260ZM4 52H5V54H4ZM17 52V53H16ZM22 52H24V53H22ZM157 52V53H156ZM170 52V53H169ZM187 52H189V53H187ZM241 52V51H240ZM8 53V54H7ZM12 53V54H11ZM21 53V54H20ZM26 53H28V54H26ZM145 55H144V54ZM177 53H179V54H177ZM11 54V55H10ZM13 54H15V55H13ZM19 54V55H18ZM175 54V55H174ZM196 54V55H195ZM250 55V57L248 56V55ZM257 54V55H256ZM18 55V56H17ZM22 55V56H21ZM27 55V56H26ZM57 55L58 54H56L55 55V57H57ZM179 55V56H178ZM182 55V56H181ZM183 55H185L186 57L184 58V56ZM187 55H189V57H187ZM192 55H194V56H192ZM216 55V56H215ZM220 55V56H221ZM176 58H175V57ZM247 56L249 57L248 59L249 60H247ZM258 57L259 59H257L258 60V64L256 63V61L257 60H255L256 58H254V57ZM2 57V58H1ZM38 57L41 59H38ZM63 57V58H62ZM62 57H60L59 56V58H61V59H59V58H56L57 59V61L59 62L58 63V68H57V72L59 73V70H60V76H59V79L61 80V79H63V80H61V81H63V82H61L60 81V83H61V85H62V87H61V91H62V93H63V96L60 98V96H59V91H56V90H54V89H48V90H50V91H48L46 88H44L43 86H42V84L40 83V82H38L37 80H35V81H32L30 84H27V86L24 88V89H21L22 90V92H23V96L25 97L24 99H23V103L25 104V105H32L33 107H35V108H37V109H40L43 105H45V103H47V104H50L51 105V108H52V110H53V112H55V113H53L51 116H52V118L55 120L56 119V121L58 120V119H60L59 117H61V118H66V117H68V115H69V113L68 112H70V110L73 108L74 110H75V108H76V106H77V104H76V102L77 101H79L80 100V94H81V90L79 89V88H81L83 85L82 84H86V82L88 81L89 82V85H91V84H93L94 82L92 81V80H95L96 81V79H95V77H93L94 76V73L93 72H90L89 71V69H87L88 67H86L87 65H86V63L84 62V61H82L81 59L79 60V58H77L76 56H74V58L72 57V56H68V55H64V56H62ZM70 57V58H69ZM171 59H170V58ZM194 58V60L196 59L197 61H193L192 60V58ZM217 57V58H216ZM27 58H29L28 59V61H27ZM43 58V59H42ZM161 58V59H160ZM164 60H163V59ZM167 58V59H166ZM174 58H175V60H174ZM187 58V59H186ZM189 58V59H188ZM208 58V59H207ZM64 59H66V60H64ZM69 59V60H68ZM71 59V60H70ZM61 62H60V61ZM178 60V61H177ZM207 60V61H206ZM236 60V59H235ZM36 61V62H35ZM72 61H73V63H72ZM163 61V62H162ZM191 61V62H190ZM193 61V62H192ZM208 61L210 62L211 61V63L212 64H209V66L210 67H208ZM248 63H247V62ZM250 61V62H249ZM65 62V63H64ZM80 62H81V64H82V66L84 65H86L85 67H82L81 66V64H80ZM160 62L162 63V65L164 66H162L161 64H160ZM173 62L174 63H176L177 62V64L179 65V66H174V65H172L173 64ZM196 62H199L200 64H202V66H203V69L201 68V70H199L198 68L196 69V67H198L197 65H199V63L198 64H196ZM30 63L32 64V65H34V68H33V66L32 65H30ZM34 63V64H33ZM36 63H38V65L36 64ZM60 63H62L63 65H61ZM164 63V64H163ZM205 65H204V64ZM251 63V64H250ZM45 64V65H44ZM176 64V65H177ZM196 64V65H195ZM238 64V65H239ZM247 64H250L251 65V67H249V65H247ZM262 64V65H261ZM43 65V66H42ZM78 65L80 66V67H78ZM194 65H195V67H194ZM207 65V66H206ZM212 65V66H211ZM246 65H247V67H246ZM258 65H259V69H261L260 71H259V69H258ZM38 66H41V67H38ZM45 66H46V68H45ZM48 66V67H47ZM60 66V67H59ZM63 66V67H62ZM168 66H169V69H167V70H165V68H168ZM201 66V65H200ZM201 66V67H202ZM205 66H206V68L208 69V71L206 70V71H204V68H205ZM36 67L37 68H40V69H38V72H37V69H36ZM74 67V68H73ZM115 67L116 66H114V65H112V67L110 66V70H111V73H114L115 75L118 73V70L116 71V69H115ZM163 67V68H162ZM171 67H176V70L178 69V71H176V70H172L171 69ZM180 67V68H179ZM32 68L34 69V70H32ZM43 68V69H42ZM60 68H62V69H60ZM65 68V69H64ZM78 68V69H77ZM84 68V69H83ZM86 68V69H85ZM117 68V67H116ZM252 68V69H251ZM35 69H36V71H35ZM46 69V70H45ZM70 69L73 71H70ZM196 69V70H195ZM44 71V73H43V71ZM82 70L83 71H85V75L83 74L84 72H82ZM152 70V69H151ZM153 70H154V68H153ZM155 70L153 71V73L152 74H154V75H157V73L155 72ZM254 70V71H253ZM40 71V72H39ZM46 71V72H45ZM65 71H67V72H65ZM113 71V72H112ZM256 71V72H255ZM259 71V72H258ZM63 72V73H62ZM70 72H72V74H70ZM168 72H169V74H168ZM196 72H198V73H196ZM202 72H204V74H201L200 75V73H202ZM240 72L243 74V75H240ZM66 73H67V79H68V81L69 82H67L66 80ZM75 73V75L77 76V78H78V81L76 80L77 78H76V76L75 75H73ZM93 73V74H92ZM255 75H254V74ZM257 73V74H256ZM258 73H260L261 74V76H260V74L258 75ZM41 74H43V75H41ZM65 74V75H64ZM114 74H112V76H115ZM193 74H195V75H193ZM263 74V75H262ZM82 75H83V77L85 78L84 79V83H82V80H83V77H82ZM153 75V77H155ZM159 75H157L156 76V78H158V76ZM203 75V76H202ZM257 75V76H256ZM63 76H64V78H63ZM87 76H89V77H91L92 79H87L86 80V78H89V77H87ZM159 76V77H160ZM239 76H241V78L239 77ZM243 76V77H242ZM254 76V77H253ZM81 77V78H80ZM161 77V79H163ZM179 77V78H178ZM196 77H197V80L199 81V83H202L201 85L199 84H197V80H196ZM198 78H202L201 80L200 79H198ZM257 78V79H256ZM259 78V79H258ZM73 79V80H72ZM79 79L81 80V81H79ZM168 79V80H167ZM206 79V80H205ZM70 80H72V81H70ZM76 82H78V83H76ZM195 80V81H194ZM205 80V81H204ZM90 81H92L91 83H90ZM168 81V82H167ZM259 81V82H258ZM14 80H12V79H9V78H7L4 74H2V73H0V85L1 86H4V87H6L7 89H13V87H14ZM36 82H38V83H36ZM71 82H74L73 84L71 83ZM87 82V83H88ZM165 82H167L165 85L163 84V83H165ZM176 82V83H175ZM195 82V83H194ZM207 82V83H206ZM67 83V84H66ZM79 83H81V85H79ZM96 84H97V81L95 82ZM94 83V84H95ZM206 84L205 86L203 85V84ZM261 83V84H260ZM75 84L77 85L78 84V86H76V89H75ZM93 84V85H94ZM96 84L94 85V86H96ZM171 84H174L175 86H177L176 88H175V86L174 85H171ZM86 85H88V84H86ZM164 85V86H163ZM171 85V86H170ZM180 85H184V87H179ZM69 86H73V87H71V88H69ZM195 88H194V87ZM200 86V87H199ZM37 87H38V89H37ZM79 87V88H78ZM161 87H165V88H163L162 90H161ZM173 87L175 88L174 90H175V93L179 90V89H183L182 91L184 92V94L186 95L188 92H189V95H194L193 97L195 98V96H196V100H195V103L193 102V100H194V98L193 97H191V96H189L188 98L190 99V97L193 99H191V100H189V101H191V102H193V104L191 105V102L189 103H187L186 101H187V99H186V101H184V99L185 98H187V96H185V95H183L181 92V90H179V92L180 93H177L178 94V96H177V94H175L174 93V90L172 91V89H173ZM187 87V88H186ZM202 87V88H201ZM204 87H205V90H204ZM41 88V90H39ZM177 88H179V89H177ZM194 88V89H193ZM203 90H201V89ZM209 90H208V89ZM26 89V90H25ZM68 89H71L70 91L72 92L73 90V92L71 93L70 91H68ZM184 89H187L186 91H188L187 93H185V90ZM190 89L192 90V92H190ZM39 90V91H38ZM76 90V91H75ZM80 91V93L78 92V91ZM177 90V91H176ZM196 90V92H194ZM211 90V91H210ZM169 91V92H170ZM209 92V94L210 95H207L206 96V94ZM34 92V93H33ZM70 92V93H69ZM75 92V93H74ZM168 92V93H169ZM203 92V93H202ZM38 93V94H37ZM51 93V94H50ZM75 94V95H72V94ZM164 93H162V94H164ZM205 93V95H203ZM68 94H71V95H69L68 96ZM77 94L79 95L78 97L79 98H77L76 96H77ZM180 94H182V96L180 95ZM180 95V96H179ZM188 95V94H187ZM214 96V97H212V96ZM53 96H56V98L55 99H52V98H54ZM68 96V97H67ZM73 96V97H72ZM175 96V97H174ZM203 96H205V97H203ZM63 97H64V99L68 102L67 103V106H65L64 107V103H63ZM66 97H67V99H66ZM74 97H76V98H74ZM182 97V98H181ZM183 97H185L184 99H183ZM211 99H210V98ZM73 98V99H72ZM182 100H181V99ZM71 99V100H70ZM177 99H178V101H177ZM206 99H209L208 101L206 100ZM213 99H215V100H213ZM32 100V101H31ZM73 100H74V102H73ZM180 100H181V102H180ZM71 101V102H70ZM206 101V102H205ZM212 101V102H211ZM215 103H214V102ZM50 102V103H49ZM210 102H211V104H210ZM52 103V104H51ZM185 104V106L183 105V104ZM208 103L210 104V105H213V108L215 107L218 111H216V109L214 108H212V106L210 107V105H208ZM74 104V107H71L72 105ZM76 104V105H75ZM187 104H189V105H187ZM219 104V105H218ZM69 106V109L67 108ZM177 106V107H176ZM194 106V107H193ZM206 106H209V110H211V112H209L210 113V115H208V114H206L205 115V112H201V109H203L204 107H206ZM217 106V107H216ZM178 107H179V109H178ZM184 107H185V109H184ZM264 107V106H263ZM67 111H66V110ZM73 109H72V111H73ZM182 109V110H181ZM191 109V110H190ZM212 109H213V111H212ZM214 110H215V112L216 113H213L214 112ZM185 112V113H184ZM198 112H199V114H200V116H198ZM12 113H14V112H12ZM221 113V111L219 112V114ZM208 115V116H207ZM221 115V114H220ZM197 117H200V118H197ZM207 118V119H208ZM18 120H20V121H23L24 123H28L29 125H31V127H32V129L33 130H35L37 127H38V125H37V123L36 122H34V121H29V120H27L26 119V117H19V119ZM211 122H213V123H211ZM228 124H229V122H227ZM257 125H258V127H257ZM213 126V127H212ZM218 126V127H217ZM229 126V127H228ZM260 126H263V127H260ZM229 128V130L232 132V136L230 137L229 135L231 134V132L228 130L227 131V129ZM258 128V129H256V128ZM213 129L214 130H216L215 132L213 131ZM255 130V132H254V130ZM258 130H262L263 131V133L262 132H257ZM59 131H60V134H61V136L62 137H64V138H66L68 141H70V142H74V139H73V137H72V135L71 134H65L63 131H62V129H61V127H59ZM248 131V132H247ZM228 133H230V134H228ZM246 133V134H245ZM254 133V134H253ZM262 133V134H261ZM228 136H227V135ZM233 134H235L234 136H236V137H234L233 136ZM250 134H253V135H255V136H253V135H250ZM257 134V135H256ZM221 135H223V136H221ZM225 135L227 136L226 138H227V140H226V138H224L225 137ZM250 135V136H249ZM221 138H220V137ZM247 136H249V138L247 137ZM253 136V140L255 139V141L258 143V144H256L255 143V141H253L250 137H252ZM261 136V137H260ZM247 137V138H246ZM257 137H260V138H257ZM230 138V139H229ZM240 138H242V140L243 139H245V141L243 140V142L241 141V139ZM33 139H34V141L36 142V144H38L39 145V137L38 136H34L33 137ZM240 140V142L238 143V140ZM248 139V140H247ZM222 140H224V141H222ZM246 140L248 141V143H246ZM249 140H250V142H254V143H250L249 142ZM218 141H219V143H218ZM263 141V142H262ZM139 142H140V139H136V140H134L133 142H131V144H130V149H132L131 151L133 152V153H136L137 151H138V149L141 147L140 145L141 144H139ZM138 143V144H137ZM226 143V144H225ZM231 143V144H230ZM243 143V144H242ZM220 144H223L224 146H226V147H224L223 145L221 146ZM240 144V145H239ZM246 144V145H245ZM248 144H249V147L250 148H248ZM253 144H254V146H253ZM80 146V148H81V150L83 151V152H85V153H87L88 154V156L90 157V159H91V161H92V163L93 164H96V165H98V166H100L104 171H106V169L108 170L109 169V164H108V162L104 159V158H101L100 157V155L97 153V152H95V151H91V150H89V148L85 145V144H79ZM238 145V146H237ZM256 145V146H255ZM264 145V144H263ZM236 146H237V148H236ZM222 147V148H221ZM262 148V147H261ZM264 148V147H263ZM221 149H223V150H221ZM236 149H237V153H236ZM239 149H240V151H239ZM251 149V151H249ZM234 150V152L232 153V154H230L232 151ZM223 153H222V152ZM226 153H225V152ZM236 153V154H235ZM245 153V154H244ZM2 153L0 152V157H1V159L2 160H0V167H5L6 166V161H4L5 160V158L4 157H2L3 155H1ZM250 155V156H249ZM240 156H242V157H240ZM237 157H240V158H237ZM246 157V158H245ZM3 158H4V160H3ZM231 160H230V159ZM237 160H235V159ZM171 159H173L172 157H171ZM171 159H168V163L171 165V166H175L176 164H177V162H176V160H171ZM244 160V161H242V160ZM248 159V160H247ZM227 160H229V161H227ZM235 160V161H234ZM3 161V162H2ZM233 161V162H232ZM239 161V162H238ZM247 161V162H246ZM245 162V163H244ZM2 163H4V164H2ZM249 163V164H248ZM238 165V166H241L240 164H242V166L241 167H236V165ZM233 165V166H232ZM249 166L251 167V166H254L255 168H256V166H259L258 168H256V170L259 172V173H261V175L263 176H261V175H259V173H258V175L259 176H252V173H251V171L249 170V169H247V168H249ZM231 167H233L232 169H231ZM235 167V168H234ZM106 168V169H105ZM237 168V169H236ZM236 169V171H233V170H235ZM203 170V168L202 167H200V166H197L196 168H193L192 170H190L189 172H188V170L187 169H183V171H182V173H181V176L180 177H178V175H174L172 178L175 180V182H174V184H173V187L171 188V189H168V191H167V193L164 195V196H162L159 200H158V203H157V205H156V207H155V229H154V231L153 230H151V229H140V231L138 232V234L137 235H135L136 237H138L137 239H140V240H136L135 238L136 237H134V239H133V241H132V244L131 245H133V246H129V247H127V250L129 251V254H130V261H131V258H132V262H131V264H148L149 262L150 263H154V264H158V263H160V264H179L181 261V263L180 264H185L186 262L188 263V264H235V260L233 259V257L232 256H228V257H222L220 254H218V253H215V254H206V255H204V256H201V257H198V256H196V255H194V254H192V253H190L189 252V249L188 248H184L183 250V256L182 257H180V256H178V254H177V252L175 251V249L172 247V246H168V245H166V240L167 239H169V238H171L172 236H173V234L171 233L172 232V227H173V225L175 224V222L177 221V222H182L183 223V225H184V227H185V230L187 231V232H190L191 230H192V226H193V224H195L196 223V225L204 232V234H207V227H208V223L207 224H202V223H199V224H197V222H196V219H194V214L195 213H204V212H206V210L209 208V207H212V206H214V205H217V203H219L218 201H223V199H225V201L231 196L230 195V193L228 192V190H226L225 188H222V187H220L219 185H211V183H210V177H209V175H208V173H206V171L204 172V171H202ZM241 170V171H240ZM247 170V171H246ZM240 172H242L241 174H240ZM251 173V175H250V173ZM96 176V175H95ZM251 176H252V178H251ZM97 177V176H96ZM65 178L66 179H68L71 183H72V185H74V186H76V187H78L79 186V183L76 181V179L73 177V176H70V175H66L65 176ZM179 178V180H177ZM185 180H184V179ZM189 178H190V180H189ZM210 180H209V179ZM248 178H249V183H247L248 182ZM259 178H262L261 180H262V182H261V180L259 179ZM188 181H187V180ZM184 180V181H183ZM209 180V181H208ZM254 182H253V181ZM185 181H186V183H185ZM5 182H6V180H5ZM4 182V179H2V180H0V183H5ZM190 183L189 185H188V183ZM259 182H261V183H259ZM176 183H178V184H176ZM6 184V183H5ZM185 184V185H184ZM186 184H187V187H186ZM203 184V185H202ZM178 187H177V186ZM258 185V186H257ZM259 185H260V188H259ZM181 186V187H180ZM252 186V187H251ZM176 187H177V190H174V189H176ZM204 187V188H203ZM209 189H208V188ZM254 188V189H251V188ZM256 187H258L257 189H256ZM183 188H185V189H183ZM207 188V189H206ZM180 189H182V190H180L181 191V193H179L180 191L179 190ZM188 189H189V192L191 193V194H188L189 192H188ZM187 190V191H186ZM172 191V192H171ZM175 191V192H174ZM176 191H178V193L176 192ZM255 191V192H254ZM186 194H185V193ZM188 192V193H187ZM263 193V194H262ZM169 194H170V196H169ZM182 195V196H181ZM189 197H188V196ZM205 195V196H204ZM177 196V197H176ZM181 196V197H180ZM202 196V198H200ZM219 196V197H218ZM171 197V198H170ZM178 198L177 200H176V198ZM185 197H186V199H185ZM233 197H238V194H235V195H233ZM0 201L1 202H3V203H1L0 202V205L1 204H3V205H6V206H0V217L3 219V221H5L4 223H11V225L13 226V229H12V231H14L15 230V232H12V231H10L9 232V234L10 235H14V237L12 236V239L14 240V241H16V240H18V239H20L22 242H20V240H18V242H20L19 243V245H21V247H24V249H25V251L26 252H32V250L35 252V250L33 249V247H34V245L35 244H39L43 249H44V251H43V253L42 254H37V258L38 257H40V258H38V259H36L35 260V262L38 260L39 261V264L42 262V264L44 263V264H71V263H69L70 262V257L66 254H61V252L62 253H64L63 251H60V252H55V251H53L52 249H50V247H48L51 243V241L49 240V233L50 232H53L55 229H56V227H57V221H56V219H52L53 221H51V222H49V220H48V215L47 214H45L44 215V213H45V209H44V207L41 205V204H36V205H29V203H27V204H23V206L22 205H19V208H18V206H17V202L16 201H8V203L6 204V202H7V197L5 198V197H2L1 195H0ZM174 198H175V200H174ZM180 198V199H179ZM182 198V199H181ZM198 198V199H197ZM208 198H212V200L213 201H211V203L209 202L208 203V205H209V207H208V205H207V202H208ZM220 198H222V199H220ZM166 199V200H165ZM172 199V200H171ZM207 199V200H206ZM184 200V201H183ZM201 202H200V201ZM204 200V201H203ZM5 201V202H4ZM173 201H175V202H173ZM182 201H183V203H182ZM188 201V202H187ZM13 203L12 205H10L9 206V204H11V203ZM199 202V204L197 205V203ZM213 202H215V203H213ZM239 202H241V201H239ZM167 203H170V204H168L169 205V208H166V207H168V205L166 204V206H165V204ZM203 203H204V205H205V207L206 208H202V207H204V205H203ZM182 204V205H181ZM40 205V206H39ZM161 205V206H160ZM163 205H164V207H163ZM175 205V207H176V209H173L172 210V208H175V207H173ZM186 205V206H185ZM190 205H192V207L190 206ZM15 208V209H17V213H15L16 212V210L15 211H13L12 209H14L13 207ZM22 206V207H21ZM42 206V207H41ZM172 206V207H171ZM8 207V208H7ZM10 207H12V208H10ZM27 207V208H26ZM37 207V210L39 209L40 211H38V212H40V213H42L41 215H40V213L38 214V212H32V211H35V208ZM38 207H40V208H38ZM178 207V208H177ZM187 207L189 208V209H187ZM10 208V209H9ZM25 208H26V210H25ZM29 208H32V209H29ZM164 210H162V209ZM187 210H186V209ZM202 208V209H201ZM7 209H9V210H7ZM21 209H23L22 211H21ZM43 209V210H42ZM157 209V210H156ZM12 210V211H11ZM36 210V211H37ZM176 210H178V212H176ZM183 210H184V214H183ZM190 212H189V211ZM264 208L262 209V211H261V216H259L258 218H257V221H252L251 223H249V225H246V226H244L243 224H240V223H238V222H236V224H235V229L237 230V229H239V230H237V232L236 231H233V232H227V231H222V233H223V237L224 238H226V239H228L229 238V240H231L232 242H231V244H230V242H229V244L228 245H230V247L233 249L232 251H231V253H233L234 255H236L239 259H241L242 261H244L245 262V264H264ZM7 211V212H6ZM8 211H10V212H12V214H13V212H14V214H17L16 215V217H15V219H14V221H13V218H14V216L13 215H11L10 216V212H8ZM26 211V212H25ZM28 211V212H27ZM31 211V212H30ZM157 211V212H156ZM162 211V212H161ZM172 211V212H171ZM175 211V212H174ZM193 211H194V213H193ZM208 211V210H207ZM21 212H23V214L21 213ZM163 213V214H161V213ZM166 212V213H165ZM182 212V213H181ZM7 213V214H6ZM25 213V214H24ZM38 215H37V214ZM173 214V213H175V215L173 214V215H171V214ZM178 213V214H177ZM19 214V215H18ZM28 214V215H27ZM3 215V216H2ZM8 215H9V217H8ZM22 215H23V217H22ZM25 215V216H24ZM30 215V217H27V216H29ZM33 215H35L36 216V218H34V216ZM17 216H19V219H18V217ZM21 216V217H20ZM33 216V217H32ZM41 217H43V218H45V219H43L42 220V218H41V221H44V220H47V221H44V222H41L40 221V218ZM47 216V217H46ZM163 216V217H162ZM165 216V217H164ZM182 216L184 217V218H182ZM27 217V218H26ZM170 217H172V218H170ZM174 217V218H173ZM8 218H9V220H8ZM12 218V219H11ZM18 220H17V219ZM30 218H31V221H30ZM35 220H34V219ZM166 218L168 219L167 221H169V222H167L166 221ZM5 219V220H4ZM27 219V220H26ZM174 219L175 220V222H174V220H173V222H171V223H173V225L172 224H170V221H172V220ZM262 219V220H261ZM16 220H17V223H16ZM21 220V221H20ZM37 220V221H36ZM163 220H165L164 221V223H163ZM23 221V222H22ZM30 221V222H29ZM33 221V222H32ZM38 222V223H37ZM47 222V223H46ZM49 222V223H48ZM54 222V223H53ZM158 222V223H157ZM176 222V223H177ZM24 223V224H23ZM41 223H44V224H41ZM163 223V224H162ZM166 223V224H165ZM263 223V224H262ZM19 224V225H18ZM20 224L23 226L24 225V227H27V226H29V227H27V230H26V228H22V227H19L20 226ZM28 224V225H27ZM30 224H32V226L30 225ZM38 224H41V225H39V227H37L36 225H38ZM52 224H54V225H52ZM159 224V225H158ZM170 224V226L168 227V225ZM43 225H44V227H43ZM51 225H52V227H51ZM167 225V226H166ZM172 225V226H171ZM38 228H36V227ZM41 226V227H40ZM50 226V227H49ZM159 226H161V227H159ZM164 226V227H163ZM49 228V230L47 229V228ZM158 227L159 228H161V229H159L158 230ZM163 227V228H162ZM172 228V229H168V231L166 230V233L165 232H163L162 234H161V232L160 231H165V229H167V228ZM242 227H244L243 228V230H242ZM20 228V229H19ZM34 228V229H33ZM51 228H52V230L53 231H51ZM165 228V229H164ZM17 229H19V231H17ZM24 229V230H23ZM164 229V230H163ZM43 230H45L46 232H44ZM48 230V231H47ZM242 230V231H241ZM17 231V232H16ZM27 231H29L31 234H32V232H33V234L31 235L30 233H25V232H27ZM100 231V230H99ZM157 231V232H156ZM22 232H24L23 234H22ZM172 234H170V233ZM99 232H97V234H98ZM101 233H103L102 235H101ZM158 233H159V235H158ZM168 233L170 234V236L168 235ZM15 234H16V236H15ZM28 234V235H27ZM97 234H95V236L93 235L92 236V241L94 242V244H93V242L91 243V245H92V247H93V250H91L92 249V247L89 245V246H87V244L85 243V242H82V241H76V243L75 244H77L75 247H77L76 248V250L77 249H80L81 247H85V248H82V249H84V250H82V249H80L81 250V252H80V250H77V260L79 261H83L82 259H84V263L86 264H89V262L90 261H94V263L93 264H99V263H101L102 261H103V259H104V261L102 262L103 264H118V262H117V260L116 259H114L113 258V255L111 254V252H112V249L109 247V245L113 248V242H112V240L110 241V237L108 236V235H106L104 232H100L98 235ZM147 234V235H146ZM27 235V236H26ZM31 235V236H30ZM46 235V238L44 237ZM101 235V236H100ZM139 235V236H138ZM144 235V236H143ZM241 235H245L246 237H241ZM28 236H29V238H28ZM40 236V237H39ZM48 236V237H47ZM96 236H98V237H96ZM99 236L101 237V243L105 240V242H103L102 244H100L99 242H96L97 240L99 241L100 239H98L99 238ZM162 236H165V237H162ZM25 237V238H24ZM26 237H27V239H26ZM142 237H143V239H142ZM144 237L146 238V239H144ZM237 237H238V239H237ZM17 238V239H16ZM39 238V239H38ZM42 238V239H41ZM45 238V239H44ZM96 239V241H95V239ZM164 239V240H162V239ZM235 238H236V240H235ZM244 240H243V239ZM16 239V240H15ZM25 239L26 240H28V241H25ZM30 239V240H29ZM94 239V240H93ZM102 239H103V241H102ZM141 239L143 240V241H141ZM32 240V241H31ZM38 240V241H37ZM42 240V241H41ZM136 242H135V241ZM42 242V244H40L41 242ZM109 241V242H108ZM137 241H138V244H137ZM146 241V242H145ZM26 242V243H25ZM36 242V243H35ZM40 242V243H39ZM82 242V243H81ZM141 242V243H140ZM144 242V243H143ZM97 243H99V244H97ZM108 245H107V244ZM136 243V244H135ZM147 243V246L145 245ZM34 244V245H33ZM79 244H81L82 246L80 247V245ZM84 244V245H83ZM142 244V245H141ZM216 242H212L211 243V247H217L218 246V244H217V246H216ZM262 244V245H261ZM24 245V246H23ZM27 245V246H26ZM79 245V246H78ZM96 245V246H95ZM108 246V247H106V246ZM134 245H136L135 246V250L139 253V251H141V253H137V255L139 256V257H137V255H136V251L135 250H132V248L134 249ZM223 245V247H226V246H224V244H222ZM221 245V246H222ZM252 245H254V246H256V248L258 249L257 251H258V254L259 255H257V256H255V254H254V252H253V250H252V248L250 247V246H252ZM29 246V247H28ZM104 246H105V248L106 249H103L104 248ZM145 246V247H144ZM47 247H48V249H47ZM80 247V248H79ZM91 247V248H90ZM100 247H102L101 249H100ZM147 247V248H146ZM171 247V248H170ZM86 248H87V250H86ZM95 248V249H94ZM108 248V249H107ZM152 248V249H151ZM6 249H7V251H6V253L8 252V250L10 251V253L11 252H13V255H12V253L11 254H9V253H7V255L9 256V261H7V263L6 264H15V263H17V262H19L18 264H25L24 263V258L22 257V253L21 252H18V251H13L11 248H9L8 246H6ZM88 249H90V252H89V250ZM102 249L105 251H102ZM129 249H131V250H129ZM141 249V250H140ZM156 249V250H155ZM169 249V250H168ZM222 249V248H221ZM262 249V250H261ZM46 250V251H45ZM86 250V251H85ZM95 250H97V251H95ZM139 250V251H138ZM145 250V251H144ZM175 251V253H174V251ZM48 251V252H47ZM88 251V252H87ZM92 251V252H91ZM93 251L95 252V253H93ZM147 251V252H146ZM149 251V252H148ZM164 251V252H163ZM172 253H171V252ZM87 252V253H86ZM107 252L109 253L110 252V254H108V255H106L107 254ZM158 252V253H157ZM217 252V251H216ZM16 253V254H15ZM56 253V254H55ZM82 253H83V255H82ZM149 253V254H148ZM165 253V254H164ZM170 253V254H169ZM56 255V259H55V256L53 257V255ZM59 254V255H58ZM87 256V258H86V256ZM102 254H105V255H103V257H100L101 259H99V256H101ZM131 254H133V255H131ZM161 254V255H160ZM18 257H17V256ZM41 255V256H40ZM47 255V256H46ZM48 255L50 256V258H51V260L49 259V257H48ZM52 255V256H51ZM62 255V256H61ZM82 255V256H81ZM93 257V258H95V259H93V258H91V256ZM149 255V256H148ZM172 255H174V256H172ZM176 255H177V257H176ZM14 256H15V258H14ZM44 256V257H43ZM59 256H60V259H59ZM85 256V257H84ZM104 256H108V257H104ZM112 256V257H111ZM133 256V257H132ZM141 256V257H140ZM144 256V257H143ZM152 256H153V258H152ZM162 256V257H161ZM170 256V257H169ZM187 256V257H186ZM42 257H43V260H42ZM62 257V258H61ZM92 259H90V258ZM147 257H148V259H147ZM154 257H156V258H154ZM17 258V259H16ZM54 258V259H53ZM86 258V259H85ZM89 258V259H88ZM106 258H111L110 260L112 261H110V260H107ZM134 258V259H133ZM142 258V260H143V262H142V260H140V259ZM145 258V259H144ZM161 258V259H160ZM171 258H172V260H171ZM175 258V259H174ZM15 259V260H14ZM19 259V260H18ZM40 259L42 260L41 262H40ZM44 259H45V261H44ZM46 259H48V260H50V261H48V260H46ZM62 259V260H61ZM65 259V260H64ZM89 261H88V260ZM139 259V260H138ZM147 259V260H146ZM153 259H155V260H153ZM179 259V260H178ZM18 260V261H17ZM101 260V262H98V261H100ZM106 260V261H105ZM136 260H138V261H136ZM149 260V262H147ZM151 260L153 261V262H151ZM172 262H171V261ZM178 260V261H177ZM15 261H17V262H15ZM44 261V262H43ZM47 261V262H46ZM60 263H59V262ZM62 261H64V262H62ZM87 261V262H86ZM140 261V263H138ZM176 261V262H175ZM184 261H186V262H184ZM15 262V263H14ZM34 262V264H38L37 262L35 263ZM46 262V263H45ZM66 262H68V263H66ZM95 262H97V263H95ZM105 262V263H104ZM137 262V263H136ZM145 262V263H144ZM158 262V263H157ZM101 263V264H102ZM149 263V264H150ZM186 263V264H187ZM91 264H92V262H91Z\"/></svg>",
    "mask_w": 264,
    "mask_h": 264
}]
</instances>
